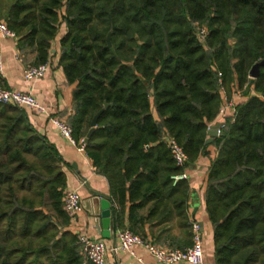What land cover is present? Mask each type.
I'll return each instance as SVG.
<instances>
[{"label":"trees","instance_id":"16d2710c","mask_svg":"<svg viewBox=\"0 0 264 264\" xmlns=\"http://www.w3.org/2000/svg\"><path fill=\"white\" fill-rule=\"evenodd\" d=\"M4 18L34 65L48 60L64 25L58 62L72 106L66 122L79 139L102 110L86 154L113 202H130L133 232L140 233L138 219L161 223L172 212L190 230L186 179L171 176L213 144L205 203L215 264H264V63L249 76L264 59V0H13ZM221 86L227 98L233 89L243 97L207 143ZM165 134L187 153L184 167ZM66 186L61 157L26 111L0 103V264L82 263L66 228Z\"/></svg>","mask_w":264,"mask_h":264},{"label":"crops","instance_id":"0c3cea01","mask_svg":"<svg viewBox=\"0 0 264 264\" xmlns=\"http://www.w3.org/2000/svg\"><path fill=\"white\" fill-rule=\"evenodd\" d=\"M13 0H0V20L5 22V12ZM63 13V12H62ZM65 31L63 24L52 41L50 56L48 58L50 67L40 78L25 80L23 69L26 65H34L33 55L23 56L17 48V38L0 36V58L2 60V71L0 73V87L20 89L32 94L35 99L44 105L51 116L64 120L72 113L71 103L64 97L66 80L59 65L60 45L59 40ZM234 90V89H233ZM223 103L226 94L221 92ZM243 97V93L238 97H233V92L229 99L235 101V105ZM228 106L225 113H232L234 106ZM28 116L31 125L43 135L47 142L52 145L62 159V166L67 174L68 189L78 191L83 212L70 222L66 228L73 234L82 231L86 235L103 240L107 247V264H158L154 258L142 246L134 247L136 256H132L124 250L119 249L114 232L119 228L130 229L131 223L128 220L129 201H125L123 207H118L112 200L109 185L106 178L97 173L89 157L80 154L76 148L64 137L60 135L56 127L48 117L38 114L28 108L22 107ZM226 113V114H227ZM221 115L211 124L221 122ZM213 139L210 141L212 142ZM208 153L200 155L198 159L191 163L187 169L186 183L188 185V196L186 200V215L189 222L197 220L202 226L204 240V263L215 264L213 227L208 218L205 203V190L207 184V173L211 158L216 156L215 145L209 144ZM99 197H106L112 200L111 210L117 209V216L111 217V232L108 238L101 236L99 213ZM148 204L138 210V218L146 216ZM157 221V219H155ZM156 221H146L138 219L134 227L143 238L151 242L167 247H183L190 244V230L179 226V218L174 212L170 218L164 219L161 223ZM131 230V229H130ZM116 247V249H114ZM141 258L139 262L137 258ZM187 264V263H177Z\"/></svg>","mask_w":264,"mask_h":264},{"label":"built area","instance_id":"2783aa9c","mask_svg":"<svg viewBox=\"0 0 264 264\" xmlns=\"http://www.w3.org/2000/svg\"><path fill=\"white\" fill-rule=\"evenodd\" d=\"M205 29L200 30L199 36L204 37ZM0 36L17 38L15 32L11 30L6 22L0 20ZM50 64L47 60L38 65H26L23 69V77L25 80H32L42 77L49 69ZM2 71V60L0 58V73ZM220 81V79H219ZM220 91L224 92L223 87ZM242 94V90L237 89L233 91V97L238 98ZM0 103L15 105L18 107L28 108L38 114L48 117L52 124L56 127L60 135L66 138L76 150L84 155L86 154V140L85 137L75 139L72 134L71 126L66 120L51 116L47 108L39 103L35 97L20 89L2 88L0 87ZM235 105L233 99L225 98V102L219 109V115L225 112L226 107ZM212 125V124H211ZM210 126V125H209ZM223 124L221 123L218 133L220 132ZM166 147L168 148L175 164L184 167L188 162V155L183 147L171 136L165 134L162 136ZM88 157V156H87ZM173 183L178 180L187 179L186 171L173 174L171 176ZM62 207L70 222L75 221L76 218L83 212V205L78 191L66 188L62 195ZM191 243L183 247H167L157 245L150 240L143 238L140 234L133 232L128 228H119L114 234L117 240V247L126 251L132 256H136L134 247L142 246L154 258L158 264H203L204 263V240L202 233V226L200 223L192 219L190 221ZM77 242L80 247V252L83 257L81 264H107L106 253L107 247L103 240L90 237L82 231L75 233ZM116 249V247L114 248ZM142 262L141 258H137Z\"/></svg>","mask_w":264,"mask_h":264},{"label":"water","instance_id":"95a60500","mask_svg":"<svg viewBox=\"0 0 264 264\" xmlns=\"http://www.w3.org/2000/svg\"><path fill=\"white\" fill-rule=\"evenodd\" d=\"M263 63H264V59L259 60L254 65H252V67L249 70V76L251 78H255L258 75L259 67ZM101 111L102 110L97 112L90 122V129L85 136L86 142L88 141L89 137L91 136L92 131L95 128L97 117L99 116ZM220 125H221L220 122H216L215 124L208 126V129H207L208 138L206 140L207 143H209L212 139H214V137H216L218 135L217 133H218V129H219ZM112 204H113L112 200H110L106 197H99V213H98V216L100 219L101 236L103 238H108L110 236L111 217H112L111 206H112Z\"/></svg>","mask_w":264,"mask_h":264},{"label":"rangeland","instance_id":"374dc122","mask_svg":"<svg viewBox=\"0 0 264 264\" xmlns=\"http://www.w3.org/2000/svg\"><path fill=\"white\" fill-rule=\"evenodd\" d=\"M205 29V28H204ZM234 90H237V89H234Z\"/></svg>","mask_w":264,"mask_h":264}]
</instances>
